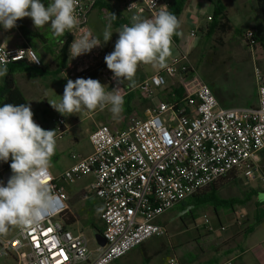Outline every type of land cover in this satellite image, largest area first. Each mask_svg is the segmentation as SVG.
Segmentation results:
<instances>
[{"label":"built area","instance_id":"built-area-1","mask_svg":"<svg viewBox=\"0 0 264 264\" xmlns=\"http://www.w3.org/2000/svg\"><path fill=\"white\" fill-rule=\"evenodd\" d=\"M108 1L119 28L131 25L134 15L152 18L162 6L169 10V0ZM76 14L78 26L65 33L69 47L74 39L90 33L84 23L86 0H79ZM243 38L253 50L257 44L254 31L248 30ZM68 58L67 75L82 74L102 58V49L98 46L75 58L69 52ZM37 59L39 63H34ZM17 62L42 68L31 47L9 46L0 39V67ZM193 72L184 55L137 87L118 85L109 69L102 72L110 90L120 87L123 98L137 91L143 99L156 97L157 102L147 109L145 118L128 115L122 129L97 126L88 138L92 152L60 176L67 183L93 176L89 191L101 203L105 240L94 258L85 237L64 224L67 197L51 177L55 210L38 226L18 228L9 239L0 237V259L11 257L16 264H111L150 238L164 236L165 228L157 220L219 180L234 175L246 182H264L259 159L264 151V74L254 69L256 107L228 109L219 106L205 84L187 91L186 80ZM176 78L185 85L179 84L183 93L177 100L168 91V79ZM51 122L56 138L62 137L64 120L56 116ZM169 264L176 262L170 259Z\"/></svg>","mask_w":264,"mask_h":264},{"label":"rangeland","instance_id":"rangeland-1","mask_svg":"<svg viewBox=\"0 0 264 264\" xmlns=\"http://www.w3.org/2000/svg\"><path fill=\"white\" fill-rule=\"evenodd\" d=\"M218 1L224 6L229 25L233 27L234 32L218 31L210 39H207L205 33L210 22L208 17L212 15L213 6L206 0H201V5L195 4L194 0H188L187 7L179 17L182 34L179 35L178 44L173 41L172 55L168 58L167 64L174 59H179L181 55L187 56L188 68L194 71L186 80V84L189 85L187 87L188 92L197 87L195 85L205 84L211 89L220 105L239 106L248 95L251 98L255 96V86L252 82L254 69L260 68V61L264 59V39H257V44L252 50L248 47L243 35L252 28L251 30H255L258 37H264V17L258 13L256 0ZM202 5L206 6L203 8ZM192 31L195 32L194 37L190 36ZM44 34L47 38V47H49L53 39L47 32ZM39 53L43 57H40L41 61L46 62L50 59L44 50L39 49ZM100 60L90 70L97 66H99L98 70H101L102 62ZM160 70L150 65H140L136 74L150 77ZM3 77H0V85ZM68 78L73 81L75 79L73 75H69ZM40 79L43 86L48 84V88L43 90L47 95L46 102L41 100L32 102L29 98H26L34 113V121L42 128L54 130L51 119L56 116L64 120L67 130L62 137L56 138V151L52 157L51 167V174L60 176L79 158H84L90 151L88 138L92 130L93 120L88 117L89 111L87 110L68 116L56 111L49 102L59 103L61 101L65 84H61L59 80L56 81L57 78L41 77ZM175 80L173 79L172 89L179 87V80L177 78ZM17 84H20L19 76ZM180 85L185 87L184 84ZM170 91L172 92V90ZM156 102V97L153 101L147 100L146 103L141 104L134 114L142 116V111L151 103ZM124 119L123 115L120 114L107 126L112 129H120ZM216 187L218 191L216 197L222 203L230 199H240L250 189L256 190V198L253 197L245 205H236L233 210L219 207L215 209L210 205L198 207L196 199L188 198L159 218L160 225L166 231L164 236L150 238L143 243V246L136 247L120 258L119 263H117L142 264V252H144L149 260L148 264H169L170 259L178 260L181 253L188 249H192L193 253L199 258L206 259L217 248L218 240L228 237L233 232L235 234L232 241L230 240L231 245L240 244V248L244 249L245 243L241 242V239L246 235L245 230L250 227L249 221L256 207L255 203L264 202V182H246L230 175L219 180ZM207 190L208 188L199 194ZM258 215L264 217V209L258 210ZM261 222L264 223V220H261ZM220 226L223 230L219 229ZM17 229V227H10L9 232L3 235V238H7L8 234L14 235ZM208 229H211L212 232H209ZM82 233L87 241L89 251L99 246L91 228H83ZM250 239L251 241L253 239L264 240V224H261L256 234H253ZM230 241H228V244H230ZM0 264L15 263L9 257L0 259ZM234 264L238 263L235 262Z\"/></svg>","mask_w":264,"mask_h":264},{"label":"clouds","instance_id":"clouds-1","mask_svg":"<svg viewBox=\"0 0 264 264\" xmlns=\"http://www.w3.org/2000/svg\"><path fill=\"white\" fill-rule=\"evenodd\" d=\"M78 4L79 0H51L47 6L42 0H0V26L10 30L17 26L18 20L27 17L31 18L34 28L50 25L52 34L62 37L78 26ZM115 18L113 14L112 19ZM181 27L179 18L162 6L152 18L134 15L131 25L124 24L117 29L114 50L104 57L117 84L127 81L130 87H135L140 65L166 69L172 55L173 37L182 34ZM112 34L109 23L102 33L103 43L110 41ZM101 44L99 38L85 34L71 43L70 57L90 53ZM34 63H39V59ZM7 72L6 64L0 67V77ZM61 97L59 103H49L64 116L108 108L114 117H119L123 111L120 87L109 91L98 79H68ZM33 117L30 104L0 106V161L11 160L13 173L6 185L0 181V236L6 235L10 227L24 230L38 226L46 214L55 210L56 199L49 181L56 151V130L42 128Z\"/></svg>","mask_w":264,"mask_h":264},{"label":"crops","instance_id":"crops-1","mask_svg":"<svg viewBox=\"0 0 264 264\" xmlns=\"http://www.w3.org/2000/svg\"><path fill=\"white\" fill-rule=\"evenodd\" d=\"M200 1L201 0H194L195 4H197V5L198 4L201 5ZM49 3H50L49 0L45 1L46 6ZM186 5H187V2L185 4L183 11L187 7ZM205 6L206 5H202L203 8ZM113 14L116 16V14L113 11V8H112V6L108 0H86V14H85L84 23L87 27V30L90 32V34L96 38H99L101 43H102L100 46L102 49V58L100 60L102 62V68H101V70L100 69L98 70L99 66H97L93 70L84 72L82 74H73L75 79H77V78L98 79L101 82V84L106 85L108 87V85L102 79V72L104 70L108 69L106 66V63L104 61V57H105V55L111 53L114 50L115 42L118 39V33L115 31L117 29H119V24L117 23L116 18L112 19ZM209 17H211V16H209ZM18 22L24 28L30 29V30H36L43 35H45L44 33L47 32L50 35V37L53 39V42L50 44L49 47H47L48 46L47 38L45 37L46 42L44 45L37 44V43H27L26 44L25 39L21 36L17 27H14L10 30H5L2 26H0V33H1L0 39L5 44H7L9 46H21L23 44H26L27 46L33 47V45H34L35 51L38 54H40L39 49L50 50V54L45 52L49 56L50 59L47 60L46 62L41 61V62H43L42 67L47 70V75H43L41 77H48V78H53V79L57 78L56 81L59 80L61 84L66 85L67 80L69 79L67 72H66V67H67L66 65H67L68 60H69V58H68L69 48H68V51L66 54V63L64 65L63 70H58V65H60V63L58 64L55 60V56L57 55L58 51H60V49L62 48V46L64 44L63 36L62 37H55L52 34L50 25H46L43 29L34 28L31 18L26 17V18H23L21 20H18ZM109 23H111V25H112L113 34H112L110 41H108L107 43H103L102 33H103L105 27ZM251 31H255V30H251ZM254 33H255V39L256 40L257 39H264V37H262V36L258 37L256 34V31ZM66 39H67V37H66ZM173 41L176 44H178L179 43V35L174 36ZM40 57L43 58L41 54H40ZM260 62H261V65H260V68H258V69L262 72V74H264V59H262V61H260ZM18 76L20 78V84L19 85L17 84ZM41 77L36 76L34 73L31 75L24 74V73L15 75L16 85L19 88V90L22 92V94L25 97L28 104H29V102H28L27 98H29L32 102H35V101L39 102L40 100L43 102H46V100H47V95L44 93L43 90H46V88H48V84L47 85L45 84V86H43L41 84V83H43L42 80L40 79ZM146 78H148V77H143L139 74H136L135 87H137V85H139V83H141ZM252 82L255 86V96H253V98H251L250 95H248L247 97H245V100L243 101V103L239 106L228 105V104H221L222 105L221 106L218 103L219 106L222 108H228V109L229 108H237V107H256L257 106V91H256V85H255L254 79L252 80ZM173 83L174 82L171 79H168V85H170L169 86L170 90H172V88H173V85H172ZM123 85L130 87L128 85L127 81H125ZM108 90L111 91L109 87H108ZM172 94H174V93L172 92ZM128 96H130V97H128ZM128 96H127L128 98H126V97L124 98L123 111H122L121 115H123V117L125 119H124L122 127L120 129L125 127L126 119H127L128 115H130V114H127L126 112L131 111V114H134V112L140 108L142 103L147 102V100L145 101L143 99H140V96L138 95L137 91L130 93ZM148 104H149V102H148ZM152 105L153 104L151 103L150 106L146 107L142 111L143 115L138 116V117L139 118H145L147 116V114H146L147 109L149 107H151ZM88 117L93 120L91 131H93L97 126L107 125L115 119V117L108 110V108H105L103 110L97 109L94 112H89ZM66 130H67V128L65 127V132H66ZM88 141H89V139H88ZM90 148H91V145H90ZM91 152H92V148L90 149V151L85 156L89 155ZM79 159H81V158H79ZM259 159H260L261 170H262V172H264V151H262L260 153ZM9 166H10V164H9ZM9 170H11V168ZM5 172L6 171L3 170L2 164L0 162V177L1 178H2L3 173H5ZM60 176L59 175L58 176L51 175V177L55 180V184L57 185V187L62 189L64 191V193L66 194V197H67V201H66L67 210L65 212V216L63 217V222L66 225L67 229L73 233L83 234L82 229L85 227H89L93 230V234L95 236H102L103 224L101 221V214H102L101 203L89 191V186L93 182V176L92 175L85 176V177H83V178H81V179H79L73 183L65 182L64 180H62L60 178ZM254 198H256V197H254ZM257 204L259 205V210L264 209V202H261V203L257 202V203H255V206ZM255 210H256V207L253 211V215L251 217V220L249 221L250 226L254 222ZM262 220H264V219H262ZM66 221H69V224H66ZM157 222L160 224L159 219L157 220ZM261 224H264V223L261 222L257 227L254 228L252 233L246 234L241 239V242L243 241V243H245L244 249L240 248V244L239 245L238 244L237 245H231L232 238L235 234V232H233L228 237L218 240L219 243H217V245H218L217 248L214 250L212 255L208 256V258H206V259L199 258L198 256H196L195 253H193L192 249L191 250L188 249L187 251H183V253H181V255H180V258H178V260L176 259L175 262H176V264H224V263L230 261L231 264H234L235 262H237L238 264H264V240L258 241V240L253 239V241H251V239H250L253 236V234H256V232L258 231ZM15 234L14 235L8 234L7 238L5 237V239L12 238L15 236ZM0 237L3 238L4 236L2 235ZM228 241H230L229 242L230 244H228ZM141 246H143V244H141L138 247H141ZM103 247L104 246L99 245L96 249H94L92 251L90 250L93 253L91 258H94L99 253V249H101ZM5 259H7V258H5ZM11 259L15 263V260L13 258H11ZM146 259H148V258L145 256V253L142 252V264H143L144 260H146ZM245 260H247V261H245ZM119 261L120 260L112 262L111 264H113V263L118 264ZM148 263H149V261H148Z\"/></svg>","mask_w":264,"mask_h":264},{"label":"trees","instance_id":"trees-1","mask_svg":"<svg viewBox=\"0 0 264 264\" xmlns=\"http://www.w3.org/2000/svg\"><path fill=\"white\" fill-rule=\"evenodd\" d=\"M45 1L42 0V2L45 4ZM213 6L212 15L210 17V22L206 28L205 37L207 39H210L216 32H227L232 31L233 27L229 25V20L226 17L224 6L218 1V0H206ZM187 0H169V12L175 14L177 17L180 16L182 13L185 4ZM257 4V10L260 16L264 17V0H256ZM46 6V5H45ZM17 29L20 32L21 36L25 39L26 44L27 43H37L44 45L46 42L45 35L39 33L36 30H30L24 28L22 25L19 24L17 21ZM64 44L60 51H58L57 55L55 56L56 62L60 65H58V70H63L64 65L66 63V54L69 48V39H66V35L63 36ZM26 44H23L22 46H27ZM33 50H35V46L32 47ZM44 50V49H43ZM36 52V51H35ZM44 52H47L50 54V50H44ZM37 53V52H36ZM40 58V54L37 53ZM8 72L7 75L3 77L2 84L0 85V106H3L5 103L20 105V104H28L25 97L23 96L22 92L19 90V88L16 85L15 82V75L16 74H35L36 76H43L47 75V70L45 68L40 69H34L30 65H28L25 62H17L13 63L7 66ZM173 95L175 96V100L179 99L183 93L182 88L172 89ZM171 92V93H172ZM139 95V93H138ZM140 96V95H139ZM167 96H169L167 94ZM130 97V96H128ZM126 97V98H128ZM140 99H143L140 96ZM145 100V99H143ZM127 114H131V111H127ZM2 168L4 171H8L10 169L9 164L11 161L8 162H2ZM230 176V175H229ZM0 181H2V178L0 177ZM207 189V188H206ZM217 187L216 183L212 184L210 187H208V190L205 191L202 194L195 195L194 199H196V203L198 207L210 205L213 206L215 209L216 207L219 208H225V209H231L233 210L236 205H245L246 203L250 202L253 197L256 196V190L250 189L246 193H244L243 197L240 199H230L225 203H222L217 199ZM259 205H256V210L254 214V222L253 224L245 230V234H250L253 232L254 228L257 227L261 220L264 219V217H260L258 215ZM66 224H69V221H66ZM148 259L144 260L143 264H148Z\"/></svg>","mask_w":264,"mask_h":264},{"label":"water","instance_id":"water-1","mask_svg":"<svg viewBox=\"0 0 264 264\" xmlns=\"http://www.w3.org/2000/svg\"><path fill=\"white\" fill-rule=\"evenodd\" d=\"M13 175L11 170L6 171L5 173H3L2 175V182L6 185L8 179ZM96 239L98 241V244L101 246L105 245V240L103 239L102 236H96Z\"/></svg>","mask_w":264,"mask_h":264}]
</instances>
